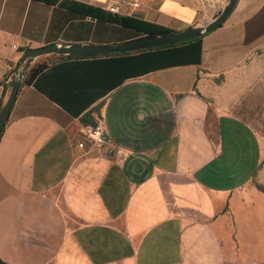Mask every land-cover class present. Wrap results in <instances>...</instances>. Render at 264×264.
<instances>
[{
  "label": "crops",
  "instance_id": "obj_1",
  "mask_svg": "<svg viewBox=\"0 0 264 264\" xmlns=\"http://www.w3.org/2000/svg\"><path fill=\"white\" fill-rule=\"evenodd\" d=\"M75 1L178 31L225 0ZM143 35L43 0H0V106L28 48ZM36 60L0 136L5 264H264V0H237L191 41L47 55L25 82ZM96 123L112 155L78 146Z\"/></svg>",
  "mask_w": 264,
  "mask_h": 264
},
{
  "label": "water",
  "instance_id": "obj_2",
  "mask_svg": "<svg viewBox=\"0 0 264 264\" xmlns=\"http://www.w3.org/2000/svg\"><path fill=\"white\" fill-rule=\"evenodd\" d=\"M237 0H225L217 14L207 24L189 26L178 31H169L162 34L143 35L126 42L115 44H67L50 43L45 46L28 48L24 51L22 57L15 66L11 74L10 83L6 92L2 106H0V136L9 117L11 108L16 99L17 92L23 81L24 74H27L31 64L39 56L59 55L63 56H83V55H100L113 53H128L138 50H146L154 47L175 45L185 41H191L204 33L213 31L231 14ZM0 264H4L0 260Z\"/></svg>",
  "mask_w": 264,
  "mask_h": 264
},
{
  "label": "trees",
  "instance_id": "obj_3",
  "mask_svg": "<svg viewBox=\"0 0 264 264\" xmlns=\"http://www.w3.org/2000/svg\"><path fill=\"white\" fill-rule=\"evenodd\" d=\"M43 1L48 2V3L59 4L62 7L75 10L76 12L88 14L98 19L107 20L112 23L123 25L127 28H132V29L141 31V33H143L144 35H153V34L158 35V34L166 33L172 30L170 28L158 25L155 22L142 20L141 18H137L133 16H125V14L114 13L112 11H109L108 9L93 6V4L80 3L75 0H43ZM161 47H165V46H161ZM128 53H131V52H128ZM113 54H120V53H113ZM113 54H108V55H113ZM100 55H106V54H100ZM87 56L93 57V56H98V55H83V56H76V57H87ZM67 57H75V56H67ZM46 67H47L46 62L45 63L41 62L35 65L34 67H32L29 74L26 75V77L24 78L25 82H31L34 76L37 75L41 70L45 69ZM260 188L264 190V187L260 186Z\"/></svg>",
  "mask_w": 264,
  "mask_h": 264
},
{
  "label": "built area",
  "instance_id": "obj_4",
  "mask_svg": "<svg viewBox=\"0 0 264 264\" xmlns=\"http://www.w3.org/2000/svg\"><path fill=\"white\" fill-rule=\"evenodd\" d=\"M134 5H138L137 2ZM110 11L115 12L116 8L111 7ZM84 140L78 143V146L85 148L86 142L90 143L92 146L105 147L108 155H112L115 151L114 143L115 141L108 134L105 133L102 125L96 124H86L83 126Z\"/></svg>",
  "mask_w": 264,
  "mask_h": 264
},
{
  "label": "rangeland",
  "instance_id": "obj_5",
  "mask_svg": "<svg viewBox=\"0 0 264 264\" xmlns=\"http://www.w3.org/2000/svg\"><path fill=\"white\" fill-rule=\"evenodd\" d=\"M47 55L44 56H39L38 59L36 60V62L33 64L32 67H34L35 65L39 64L41 61L43 62L44 58H46ZM31 67V68H32Z\"/></svg>",
  "mask_w": 264,
  "mask_h": 264
}]
</instances>
